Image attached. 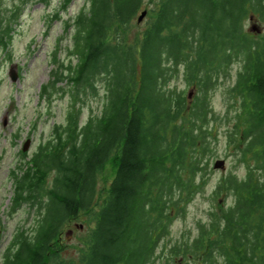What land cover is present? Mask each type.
Listing matches in <instances>:
<instances>
[{
	"label": "trees",
	"instance_id": "1",
	"mask_svg": "<svg viewBox=\"0 0 264 264\" xmlns=\"http://www.w3.org/2000/svg\"><path fill=\"white\" fill-rule=\"evenodd\" d=\"M144 2L86 0L67 25L70 60L42 87L46 94L66 77V123L15 174L11 208L39 212L2 264H156L174 221L210 183L220 125L225 155L244 173L214 185L208 220L197 222L193 240L170 247L163 264H264V31L245 29L247 20L264 24V0H158L131 39ZM16 9L0 19V50L10 45ZM227 81L221 114L211 98ZM100 88L101 112L83 120ZM82 212L93 213V228L78 257L63 258L54 242Z\"/></svg>",
	"mask_w": 264,
	"mask_h": 264
},
{
	"label": "rangeland",
	"instance_id": "2",
	"mask_svg": "<svg viewBox=\"0 0 264 264\" xmlns=\"http://www.w3.org/2000/svg\"><path fill=\"white\" fill-rule=\"evenodd\" d=\"M1 1L3 4L0 19L10 16L16 6H19V9H16L18 12L13 17L15 23L10 45L7 50H0V264L13 237L22 230L31 231L36 223L39 212L36 206L23 204L17 209L11 208L15 193V174L22 173L21 164L29 160L41 144L53 139L54 126H63L66 123L70 102L66 77L60 75L55 87L62 89L50 87L51 94H42V87L51 82L52 70L62 64H68L72 27L67 25L72 24L80 11L88 7L86 0H72L66 7H63V0H49L48 4L42 0H30L26 4L20 3L19 0ZM157 2L158 0H145L134 18L135 25L129 26L131 39L137 31L143 30L154 16ZM144 10L147 14L138 22V17ZM245 27L256 35L264 31V24L256 19L247 20ZM231 68L232 74H235L238 64L232 65ZM12 74L16 76L15 80H12ZM221 83V87L213 93L211 103L216 112L223 114L226 106L222 89L228 81ZM170 84L183 87L179 80H173ZM103 90L100 88L99 94L88 98L83 120L101 112L105 100ZM218 129L221 131L219 154L214 160L213 171L209 174L210 183L203 193L194 197L185 214L174 221L170 235L160 243L156 264H163L168 259L170 247L195 238L197 222H206L210 209L217 206L211 199L214 185L230 171L239 175L244 173L242 167L237 165L235 157L225 155V126L220 125ZM27 141V150L24 151L23 147ZM218 159L224 160L223 167H215ZM110 172L109 169L105 171L101 185ZM219 202H223L222 198ZM93 216V213L82 212L63 227L54 242L63 258L78 257L79 250L84 246L93 228ZM177 259L183 262L180 257L176 258V261Z\"/></svg>",
	"mask_w": 264,
	"mask_h": 264
},
{
	"label": "water",
	"instance_id": "3",
	"mask_svg": "<svg viewBox=\"0 0 264 264\" xmlns=\"http://www.w3.org/2000/svg\"><path fill=\"white\" fill-rule=\"evenodd\" d=\"M146 14H147V11L146 10L142 11V13L140 14V16L138 17V21L139 22L142 21L143 18L146 16ZM254 29H255V26L252 27V30H254ZM15 77L16 76L14 74L11 75L12 80H15ZM28 143H29V141L26 142V144H25V146L23 148L24 151L27 150ZM224 163L225 162H224L223 159H218L215 162V167L216 168L223 167L224 166Z\"/></svg>",
	"mask_w": 264,
	"mask_h": 264
}]
</instances>
